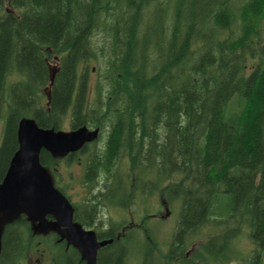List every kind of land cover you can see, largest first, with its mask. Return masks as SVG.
Returning <instances> with one entry per match:
<instances>
[{
  "label": "trees",
  "instance_id": "1",
  "mask_svg": "<svg viewBox=\"0 0 264 264\" xmlns=\"http://www.w3.org/2000/svg\"><path fill=\"white\" fill-rule=\"evenodd\" d=\"M7 1L0 0V180L22 118L47 129H98L96 141L64 157L65 166L81 165L80 202L55 187L77 223L95 226L99 241L112 240L97 264H128L133 250L150 249L103 214L135 206L139 189L179 206L163 263L198 264L185 258L192 244L204 240L201 251L217 256L244 231L249 264H261L264 0H173L169 22L157 0ZM100 28L108 48L91 82L87 64ZM51 56L58 70L47 105ZM39 160L59 171L61 160L46 151ZM25 217L5 224L0 264L26 262L35 236ZM45 242L60 264L62 244Z\"/></svg>",
  "mask_w": 264,
  "mask_h": 264
},
{
  "label": "water",
  "instance_id": "2",
  "mask_svg": "<svg viewBox=\"0 0 264 264\" xmlns=\"http://www.w3.org/2000/svg\"><path fill=\"white\" fill-rule=\"evenodd\" d=\"M53 60L58 62V57ZM48 69L49 85L44 90L47 105L58 68L48 65ZM98 135V129L89 130L85 126L66 132L42 128L33 118H22L17 128L18 148L0 180V210L9 214L23 212L43 231L49 226L46 218L53 217L54 225L63 228L58 232L60 241L66 240L67 244L83 251L87 264H96L97 251L112 240L98 241L93 230H83L73 222V207L54 187L48 170L40 163L39 154L46 151L52 156L63 157L97 140ZM1 247L0 228V252Z\"/></svg>",
  "mask_w": 264,
  "mask_h": 264
},
{
  "label": "rangeland",
  "instance_id": "3",
  "mask_svg": "<svg viewBox=\"0 0 264 264\" xmlns=\"http://www.w3.org/2000/svg\"><path fill=\"white\" fill-rule=\"evenodd\" d=\"M157 1L162 2L164 7H166V13L169 17H166L165 19L167 22H169L173 0ZM4 7H8L7 0H4ZM152 8V6L149 8V12L152 10ZM145 17L148 19L149 14H147ZM91 45L94 52L88 59L89 61L87 67L89 69L88 78L91 82H94L96 79L100 78L102 74L104 60L103 56L107 54L108 48V36L102 28L98 29L96 35L92 37ZM53 58L54 56L47 58L48 65L57 68L58 62H55ZM16 80V77L10 78L8 83L15 82ZM43 95L45 97V93ZM92 96L93 94L91 93L90 97L92 98ZM62 130L66 132L69 131L67 123ZM2 131L3 122L0 121V139L2 136ZM53 157L54 159L56 158L61 160L59 171L55 170L53 172L50 170V176L53 184L57 186V188L63 189L72 202H80V199L84 196V191L80 185V167L77 163L71 166H65L64 156ZM163 199L164 198L162 194L156 192V194L146 200L139 198L136 200L135 206H129L128 209H107L103 211L105 218H112V220L115 222L127 221L129 224L130 219H132L131 214H133L132 220L135 224H140L141 218H143V226L146 228V232L142 233V231L137 228V230L132 229L131 234L134 236V239L136 236H139L141 241H146L151 244V246L150 249L144 252V254L135 255L133 250L129 257L131 263L165 264L163 263V256L164 252L167 250L166 246L168 245L175 229L179 215V206L177 202L172 201L171 203H168L164 199L167 203V206L164 207L162 203ZM24 214L25 213L23 212L18 214H9L5 211H1L0 228H3L8 221L16 219L18 215ZM28 223L31 224V227L29 224V228L35 236V243L30 247V249H28L27 260L25 264H47L49 263L50 249L45 242L47 236L44 234L52 231L47 230V232H42L38 230L34 232L33 221L29 220ZM128 224H126V226ZM136 238L139 239L138 237ZM203 241L204 240H202L201 243H203ZM201 243L196 242L192 244L188 252L189 258L196 259L198 264H249L252 246L247 238L246 232L244 231L241 232V235L236 237L233 236V239L230 240L226 249L217 256H210L209 254L202 252L203 250L200 246ZM261 264H264V253L261 257Z\"/></svg>",
  "mask_w": 264,
  "mask_h": 264
},
{
  "label": "flooded vegetation",
  "instance_id": "4",
  "mask_svg": "<svg viewBox=\"0 0 264 264\" xmlns=\"http://www.w3.org/2000/svg\"><path fill=\"white\" fill-rule=\"evenodd\" d=\"M91 143H93V142H91ZM90 144V143H89ZM74 153H76V152H74ZM74 153H71V154H74ZM71 154H67V155H65L64 157H68L69 155H71ZM79 167H80V169H81V165H78ZM82 173V172H81ZM81 175V174H80ZM79 175V176H80ZM55 186V185H54ZM56 187V186H55ZM57 188V187H56ZM139 190H141V189H139ZM138 190V192H137V200L139 199V198H142V199H144V200H146V199H148V194L147 193H145V192H141V191H139ZM129 198L132 200L133 199V197H132V193H129ZM154 195V194H153ZM146 197V198H145ZM70 202V201H69ZM71 203V202H70ZM162 203H163V205H164V207L165 206H167V203H166V201L163 199V201H162ZM72 205V204H71ZM131 206H134V205H132L131 204ZM73 207V206H72ZM116 209H119V208H116ZM128 209V208H127ZM2 210H0V212H1ZM73 211H74V209H73ZM135 215H136V213H135ZM21 216V215H20ZM26 218V217H25ZM131 218L133 219V214H131ZM27 219V218H26ZM111 220H112V218H110ZM132 219H130V221H129V224H128V222L127 221H122V222H115V221H113V222H115V223H121V228H120V231H118L119 232V234H123L125 231H127V230H130V229H133V230H137V228L138 229H140L141 231H142V233H144V232H146V228L143 226V218H141V222H140V224H135L134 223V221L132 220ZM145 219V218H144ZM46 220H47V223L49 224V226H48V228H47V230H51L52 232H48L47 234H44V235H46L47 237H53L54 239H55V241H56V243H61L62 244V247H63V249H64V256H63V261L60 263V264H87V260L84 258V256H83V251H81V250H79V249H77L76 247H74V246H72V245H69V244H67V241L66 240H62V241H60V239H59V234H58V232H59V230H62L63 228H61V227H56L54 224L56 223V221H55V219L53 218V217H51V216H48L47 218H46ZM103 221V225L101 226V228H102V230L104 231V230H107V228H108V224H107V220H102ZM73 222L75 223V224H78L79 226H81V228L83 229V230H93L94 232H95V234H96V229H95V226H91V227H84V226H82L81 224H79V223H77L74 219H73ZM32 223V222H31ZM30 224V223H29ZM33 224H34V227H33V230H34V232H36V231H42L43 232V230L41 229V228H39L38 227V223L37 222H33ZM126 224H128L127 226H126ZM30 227H31V224H30ZM4 228V227H3ZM47 230H46V232H47ZM45 232V231H44ZM46 237V238H47ZM96 238H97V236H96ZM46 240V239H45ZM98 240V239H97ZM99 241V240H98ZM49 249H50V247H49ZM99 251H100V249L97 251V256H98V253H99ZM189 252V251H188ZM185 253V258L186 259H188V260H194V261H196V259H190L189 258V253ZM194 263V262H193ZM25 264V263H24ZM47 264H56V263H54L53 262V255H52V252H51V249H50V257H49V263H47ZM97 264V263H96ZM128 264H134V263H128ZM139 264H142V263H139ZM178 264H182V263H178Z\"/></svg>",
  "mask_w": 264,
  "mask_h": 264
}]
</instances>
